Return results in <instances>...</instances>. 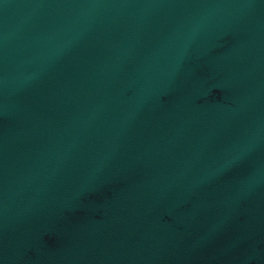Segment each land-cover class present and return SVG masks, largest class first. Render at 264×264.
I'll return each mask as SVG.
<instances>
[{
  "label": "water",
  "instance_id": "1",
  "mask_svg": "<svg viewBox=\"0 0 264 264\" xmlns=\"http://www.w3.org/2000/svg\"><path fill=\"white\" fill-rule=\"evenodd\" d=\"M0 264H264V0H0Z\"/></svg>",
  "mask_w": 264,
  "mask_h": 264
}]
</instances>
